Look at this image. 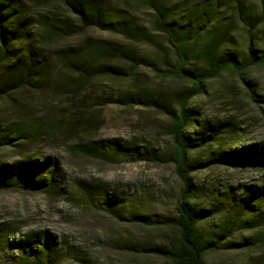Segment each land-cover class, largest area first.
<instances>
[{"label": "rangeland", "instance_id": "obj_1", "mask_svg": "<svg viewBox=\"0 0 264 264\" xmlns=\"http://www.w3.org/2000/svg\"><path fill=\"white\" fill-rule=\"evenodd\" d=\"M124 1L132 0L106 3L125 9L163 49L139 42L133 46L136 53L160 66L161 54L171 62L172 51L152 30L153 12L126 8ZM187 1L191 8L186 10L215 4V0ZM216 2V21L203 32L201 43L218 34L227 41L224 50L245 55L252 31L253 48L261 55L264 19L259 18V0H241L237 5L232 0ZM86 37L122 41L110 32L92 29L80 37L51 40L46 56L50 58V50L57 46ZM49 63L53 75L45 84L0 98V135L20 129L24 137L0 147V164L50 158L58 168L53 191L0 190V264H23L22 242L39 232L54 239L59 250L56 264H180L161 251L177 243L176 205L185 198L211 211L199 230L222 233L225 238L223 248L206 252L201 264H264V202L250 201L254 213L239 214L236 206L251 192L264 191V166L209 162L219 150L264 146V63L226 70L205 84L204 93L188 101L186 108L196 121L188 132L214 125L228 132L213 135L187 153L186 174L194 188L185 197L174 162L171 117L160 107H128L117 99L125 93H145L176 113L179 95L189 91L190 83L146 66L132 69L127 81L77 80L55 60ZM112 139L147 148L148 160L112 158L84 147ZM106 196L111 207L104 202ZM133 215L145 219L135 220Z\"/></svg>", "mask_w": 264, "mask_h": 264}, {"label": "trees", "instance_id": "obj_2", "mask_svg": "<svg viewBox=\"0 0 264 264\" xmlns=\"http://www.w3.org/2000/svg\"><path fill=\"white\" fill-rule=\"evenodd\" d=\"M232 1L236 5L241 2ZM124 2L126 8L153 12L152 30L162 36L164 46L172 51L174 57L171 62L161 54L164 63L160 66L137 54L133 46L139 42L163 49L156 43L151 32L133 22L125 9L107 4L106 0H0V98L22 88H39L45 84L53 75L49 63L51 59L68 76L77 80L109 77L127 81L132 69L146 66L167 77H176L190 83L189 91L179 95L176 113L159 105L145 93H125L117 99L120 104L128 107L140 104L160 107L171 117V135L176 149L174 162L184 183V197L189 196L194 185L186 174L187 153L190 149L206 144L213 135L228 131L214 125L209 129L188 132V127L196 122L186 108L188 101L204 93L205 84L226 70L239 71L263 64L264 50L259 55L258 50L253 48L252 31L248 32L245 55L224 50L227 41L218 34L201 43L203 32L216 21L219 12L216 0L209 8L203 6L193 8L195 10H186L191 8L187 0ZM259 2V18L263 20L264 0ZM92 29L110 32L122 41L86 37L75 44L57 46L50 50V58L46 56L45 48L51 40L80 37ZM8 133L0 135V147L11 145L12 140L24 138L23 130L20 129ZM84 147L112 158L118 156L146 160L145 156L149 155L147 148L123 144L117 139L99 141ZM214 155L216 157L209 162L264 166V146L260 144L229 151L219 150ZM57 173V164L50 158L41 162L28 159L11 165L2 163L0 190L26 188L41 192L53 191L57 187ZM106 197L104 202L111 207L112 203ZM252 200L264 202V191L257 195L251 192L250 196L240 198L236 204L239 214L254 213L250 207ZM176 212L179 235L175 245L162 249L161 253L165 257L180 264H201L206 252L223 248L222 239L225 238L222 233L209 235L199 230L200 224L211 216L210 210L197 207L185 198L176 205ZM132 218L145 219L138 215ZM22 243L20 254L23 264L57 263L59 250L55 248L54 239L47 233H34Z\"/></svg>", "mask_w": 264, "mask_h": 264}]
</instances>
